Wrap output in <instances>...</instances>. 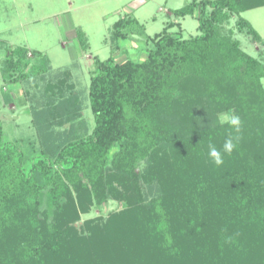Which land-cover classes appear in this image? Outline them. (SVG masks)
Segmentation results:
<instances>
[{
	"label": "trees",
	"instance_id": "obj_1",
	"mask_svg": "<svg viewBox=\"0 0 264 264\" xmlns=\"http://www.w3.org/2000/svg\"><path fill=\"white\" fill-rule=\"evenodd\" d=\"M258 6L191 0L173 10L198 20L187 38L172 31L180 21L150 36L131 13L119 18L116 47L133 35L151 47L143 61L96 59L91 129L69 69L41 88L49 56L2 42L1 78L14 88L0 111L16 103L17 85L37 80L25 103L34 139L6 141L0 118V264H264V56L235 35L261 41L241 15ZM77 37L88 50L86 33ZM233 114L240 133L221 122ZM232 135L237 147L216 166L209 144ZM110 199L121 208L77 225Z\"/></svg>",
	"mask_w": 264,
	"mask_h": 264
},
{
	"label": "rangeland",
	"instance_id": "obj_2",
	"mask_svg": "<svg viewBox=\"0 0 264 264\" xmlns=\"http://www.w3.org/2000/svg\"><path fill=\"white\" fill-rule=\"evenodd\" d=\"M191 0H0V62L5 57L2 42L12 47L27 46L30 49L41 50L51 59L52 70L46 75L45 81H40L43 88L53 74L69 69L71 79L76 89L80 91L83 100V115L90 129L94 125L90 108L89 84L95 69L97 58L101 60L113 57L117 61L127 58L143 61L147 57V49L151 47L136 35L119 41V47L111 39L113 24L127 13L144 24L145 33L154 36L161 32L168 23L180 21L181 26H175L172 31L182 32L184 37L199 33L198 20L193 16L176 17L174 9L180 8ZM250 20L261 34V41H254L251 36L235 31L241 40L242 47L254 56H264V6H258L241 13ZM230 27L235 28V18ZM77 29L86 33L89 43L88 50H82L77 37ZM60 70V72H58ZM35 80L30 78L21 86L17 85L12 94L16 103L3 104L0 111L4 139L6 141H22L34 139L35 129L32 117L26 104L27 96L36 90ZM40 80V79H38ZM39 82V81H38ZM264 84V78L262 79ZM38 84V83H37ZM14 88V86H9ZM4 85L0 73V96L9 88ZM29 89V92L27 91ZM28 92V94H27ZM26 103V104H25ZM143 165L137 166V172ZM44 195V194H43ZM42 195V196H43ZM43 205L49 208L48 195L42 197ZM121 208V203L110 199L100 206H92L87 213L81 215V226L86 219L98 216L107 217L111 211Z\"/></svg>",
	"mask_w": 264,
	"mask_h": 264
},
{
	"label": "clouds",
	"instance_id": "obj_3",
	"mask_svg": "<svg viewBox=\"0 0 264 264\" xmlns=\"http://www.w3.org/2000/svg\"><path fill=\"white\" fill-rule=\"evenodd\" d=\"M222 123H226L234 133H240L243 127V122L238 115H226L221 119ZM240 137L238 135H232L225 139L222 148L218 149L214 144L208 146V157L216 165L221 166L224 163V156L231 155L234 149L237 147V143Z\"/></svg>",
	"mask_w": 264,
	"mask_h": 264
}]
</instances>
